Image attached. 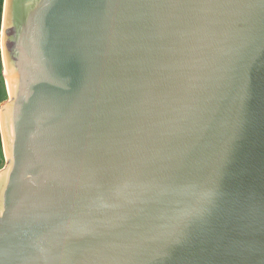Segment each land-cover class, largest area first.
I'll list each match as a JSON object with an SVG mask.
<instances>
[{"label": "water", "instance_id": "95a60500", "mask_svg": "<svg viewBox=\"0 0 264 264\" xmlns=\"http://www.w3.org/2000/svg\"><path fill=\"white\" fill-rule=\"evenodd\" d=\"M2 44L0 264H264V0H4Z\"/></svg>", "mask_w": 264, "mask_h": 264}, {"label": "trees", "instance_id": "16d2710c", "mask_svg": "<svg viewBox=\"0 0 264 264\" xmlns=\"http://www.w3.org/2000/svg\"><path fill=\"white\" fill-rule=\"evenodd\" d=\"M4 0H0V104L8 100V90L6 86L5 77L3 74V64L1 58V29H2V14H3ZM5 165V155L3 151L2 137L0 132V170Z\"/></svg>", "mask_w": 264, "mask_h": 264}, {"label": "bare ground", "instance_id": "6f19581e", "mask_svg": "<svg viewBox=\"0 0 264 264\" xmlns=\"http://www.w3.org/2000/svg\"><path fill=\"white\" fill-rule=\"evenodd\" d=\"M1 47H2V52L4 54L3 44L1 45ZM3 56L5 57V55H3ZM4 61H5V59H4ZM5 74L7 76V85H8L9 91H10V97L12 98V91H11V86H10V81H9V74H8V71L7 70H5ZM3 136H4V139L3 140L5 141V145H6L5 134H3ZM5 150H6L7 156L9 157L7 149H5ZM1 174L2 173H0V176H1Z\"/></svg>", "mask_w": 264, "mask_h": 264}, {"label": "rangeland", "instance_id": "374dc122", "mask_svg": "<svg viewBox=\"0 0 264 264\" xmlns=\"http://www.w3.org/2000/svg\"><path fill=\"white\" fill-rule=\"evenodd\" d=\"M1 48H2V47H1ZM1 58H2V57H1ZM3 105H4L3 103H2V104H0V109L3 107Z\"/></svg>", "mask_w": 264, "mask_h": 264}]
</instances>
